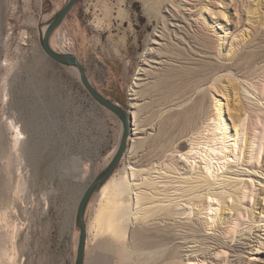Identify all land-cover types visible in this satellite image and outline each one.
Wrapping results in <instances>:
<instances>
[{
	"label": "rangeland",
	"instance_id": "1",
	"mask_svg": "<svg viewBox=\"0 0 264 264\" xmlns=\"http://www.w3.org/2000/svg\"><path fill=\"white\" fill-rule=\"evenodd\" d=\"M67 1L0 0V264H75L78 204L121 141L122 122L93 101L78 70L53 62L41 47L40 25ZM166 9L177 10L176 18ZM182 18L180 31L173 24ZM162 35L167 45L151 53L158 47L153 39ZM51 44L76 55L105 97L138 112L144 132L136 137L156 134L134 154L172 149L176 157L177 139L196 124L202 127L200 120L213 128L221 101L225 119L244 125L246 160L253 154L252 163L264 165V0H80ZM160 56L162 65L153 60ZM136 82L142 85L135 95ZM210 87L212 94L204 97L201 91ZM12 124L22 133L20 142ZM131 154L113 175L128 170ZM245 180L243 203L252 208L259 198V216L264 187ZM99 191L87 225L99 207ZM201 206L189 209L187 218L202 226V242L215 231L222 234L210 243L211 257L200 249L190 256L180 248L178 228L148 222L130 223V236L113 240L108 250L95 249L88 233L85 264H264L261 243L246 247L242 259L223 247L238 240L244 207L216 230L222 208ZM210 216L216 224L207 225Z\"/></svg>",
	"mask_w": 264,
	"mask_h": 264
},
{
	"label": "bare ground",
	"instance_id": "2",
	"mask_svg": "<svg viewBox=\"0 0 264 264\" xmlns=\"http://www.w3.org/2000/svg\"><path fill=\"white\" fill-rule=\"evenodd\" d=\"M166 11L171 14L173 19L178 15L177 10L166 9ZM179 21L181 24L175 23L173 26L181 31L185 27L182 25L185 24V21L184 18ZM176 36L178 35L176 34ZM164 37L165 35H162L159 40L153 39V45L158 47L150 49L151 53L160 52L161 48L167 45L161 42ZM180 38L181 36L177 37V39ZM153 60L158 65H162L166 61L161 56ZM143 71L148 72L149 70L144 68ZM137 80L141 79L137 78ZM135 85L136 89H133V92L136 95L137 88H141L142 84L136 82ZM211 91L210 87L203 89L201 93L207 97L212 94ZM134 105L137 106L138 103ZM222 105L221 101H217L215 104L217 113L213 119L215 121L213 128L208 122L200 120L199 123L204 124L202 127L198 128L200 124H196L184 137L177 139L179 155L176 157L173 155L172 149L134 154L137 145H145L156 134L147 133L144 136L136 137L144 130L138 112L134 110L131 113L133 129L127 149L129 153H132L128 159L129 168L113 175L100 189L99 207L93 220L87 225V234L89 233L93 237L95 249L103 245L108 250L113 246V240L127 239L130 236V223L149 222L155 226L165 223L171 229H179L176 236L180 240L179 245L182 251L191 256L200 249L199 251H203L205 255L211 257L212 245L210 243L221 241L222 234L218 235L212 229L215 232L211 233V236H206L205 242H202L203 240L200 241L201 236H199L202 226L199 228L196 226V222L187 218L189 209L199 207L201 204L205 208L206 203L209 204L211 210L214 205L219 206L217 209L222 208L220 209L222 212L220 219L215 227L216 230L229 222V216L232 213L242 211L243 207L246 209L247 220L242 230L238 232L239 238L236 243L234 245L222 243L223 247L232 251L235 258L242 259L245 248L251 247V243L254 241L264 245L262 233L264 231V212L257 216L254 208L259 205V198L255 199L252 208L243 203L246 196L244 187L247 180L245 177L255 181L256 187H264V165L257 167L254 162L252 163L253 154L246 160V147L249 144L247 137L245 148L241 147L244 125L241 124V120L231 118L229 123L224 117ZM202 108L205 109V102H203ZM12 128L17 132V142H20L22 133L19 127L12 124ZM188 142L190 144L187 145ZM187 148L189 149L185 150ZM263 190L264 188L259 189V195ZM240 193L243 194V198L240 197ZM202 210L200 208L199 213ZM215 222L216 220L214 221V218L211 217L208 219L207 225H214ZM198 243L201 244L200 248L197 246ZM203 246L205 247L202 249ZM230 264L237 263L233 259Z\"/></svg>",
	"mask_w": 264,
	"mask_h": 264
},
{
	"label": "water",
	"instance_id": "3",
	"mask_svg": "<svg viewBox=\"0 0 264 264\" xmlns=\"http://www.w3.org/2000/svg\"><path fill=\"white\" fill-rule=\"evenodd\" d=\"M80 0H68L63 8L54 14V16L45 24L40 25V44L45 55L53 62L77 69L79 72L80 80L93 101L115 115L123 126L121 141L115 152V155L110 164L91 182L84 192L77 208L76 213V226L79 229V239L76 254L75 264H85L86 245H87V210L89 204L95 195L112 177L118 168L121 160L127 152L129 145V138L132 130V114L116 102L105 97L98 89H96L87 74L86 68L83 66L79 58L71 53L57 51L53 48L51 40L56 31L66 20L71 10L79 3ZM43 27L45 29H43Z\"/></svg>",
	"mask_w": 264,
	"mask_h": 264
}]
</instances>
